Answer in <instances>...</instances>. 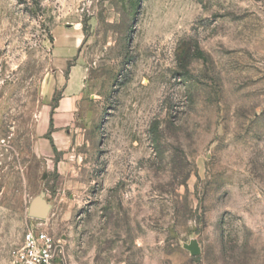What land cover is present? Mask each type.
<instances>
[{
	"label": "rangeland",
	"instance_id": "rangeland-1",
	"mask_svg": "<svg viewBox=\"0 0 264 264\" xmlns=\"http://www.w3.org/2000/svg\"><path fill=\"white\" fill-rule=\"evenodd\" d=\"M32 225L56 264H264V0H0V264Z\"/></svg>",
	"mask_w": 264,
	"mask_h": 264
},
{
	"label": "built area",
	"instance_id": "built-area-1",
	"mask_svg": "<svg viewBox=\"0 0 264 264\" xmlns=\"http://www.w3.org/2000/svg\"><path fill=\"white\" fill-rule=\"evenodd\" d=\"M63 250L62 238L32 225L24 234L22 246L14 252L12 264H56Z\"/></svg>",
	"mask_w": 264,
	"mask_h": 264
},
{
	"label": "water",
	"instance_id": "water-1",
	"mask_svg": "<svg viewBox=\"0 0 264 264\" xmlns=\"http://www.w3.org/2000/svg\"><path fill=\"white\" fill-rule=\"evenodd\" d=\"M51 208L52 203L46 198V193L42 191L31 200L28 214L32 218L45 219ZM184 247L188 249L193 256L200 255L201 253V247L195 237H193L189 243H185Z\"/></svg>",
	"mask_w": 264,
	"mask_h": 264
},
{
	"label": "trees",
	"instance_id": "trees-1",
	"mask_svg": "<svg viewBox=\"0 0 264 264\" xmlns=\"http://www.w3.org/2000/svg\"><path fill=\"white\" fill-rule=\"evenodd\" d=\"M52 127H53V121L51 120V122H50V129H52Z\"/></svg>",
	"mask_w": 264,
	"mask_h": 264
}]
</instances>
